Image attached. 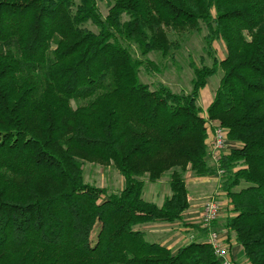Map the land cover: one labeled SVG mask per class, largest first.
I'll return each instance as SVG.
<instances>
[{
  "label": "trees",
  "instance_id": "trees-1",
  "mask_svg": "<svg viewBox=\"0 0 264 264\" xmlns=\"http://www.w3.org/2000/svg\"><path fill=\"white\" fill-rule=\"evenodd\" d=\"M97 1L0 0V264H222L207 229L183 221L187 171H221L211 226L243 264H264V0H110L106 15ZM201 24L211 64L189 62L188 91L141 81V68L160 72L148 54L180 48L169 33ZM216 129L226 148L213 161ZM84 163L112 166L121 187L85 182ZM166 173L170 195L143 199ZM153 223L194 236L173 250L136 228Z\"/></svg>",
  "mask_w": 264,
  "mask_h": 264
},
{
  "label": "rangeland",
  "instance_id": "rangeland-1",
  "mask_svg": "<svg viewBox=\"0 0 264 264\" xmlns=\"http://www.w3.org/2000/svg\"><path fill=\"white\" fill-rule=\"evenodd\" d=\"M97 2L102 15H106L110 0H98ZM206 34L207 30L202 24L200 26V30L193 33H185L179 36L172 32L169 33L172 39L178 40L180 48L174 53L173 59H161L155 53L148 54L147 58L151 59L156 65H158V67L160 68V72L151 71L149 73L141 68L139 71V77L141 81L149 85V87L151 88L155 86L157 81H160L168 85L174 92L188 91L190 88L189 82L192 77L189 62L192 60L197 65H199L201 61L205 64H211V58L206 54L204 50V36ZM212 53L216 57V59H220L225 55V47L222 41H213ZM136 55L140 57L138 52L136 53ZM219 78V72L209 77L206 80L205 87L199 92L197 104L202 112L204 111V108L206 104H208L209 100L213 98V94L218 85ZM208 162L209 164H211L210 160H208ZM183 176L186 183V188L188 190L189 198L192 202V199H197V201L194 202L200 210L202 209V206L204 205L206 200L212 197L219 201L221 208L223 207V205L225 204V199L220 193L219 183L221 181V176L219 174L215 182L211 179L208 181L199 182L201 181V179L194 176V174L190 171L185 172ZM167 177L168 174L166 173L157 182L146 183L143 191V199L153 202L159 206L163 202L164 198L170 195V191L167 185ZM83 178L85 182L93 184L97 187H104L108 191H117L122 184L121 176L112 166H101L98 164L84 163ZM189 182H191L193 185H190ZM220 213L221 216L218 218V220L224 217V209H222ZM187 221L198 223L199 220L198 218H192ZM136 228L145 232V238L147 241H159L161 243H167L169 241L171 242V237L176 230L174 227H170L165 223L140 225ZM192 236H194V231L192 229H188L183 233V237L179 240L176 246H180L190 241ZM231 252L234 254L232 248ZM236 255L237 253L234 254V259H237L236 262L243 263L242 251L239 250L238 256Z\"/></svg>",
  "mask_w": 264,
  "mask_h": 264
},
{
  "label": "built area",
  "instance_id": "built-area-1",
  "mask_svg": "<svg viewBox=\"0 0 264 264\" xmlns=\"http://www.w3.org/2000/svg\"><path fill=\"white\" fill-rule=\"evenodd\" d=\"M212 154L213 161H216L217 154L226 148L224 133L221 129H216L212 134ZM221 171L219 172V174ZM221 205L217 199L208 198L202 206L199 223L207 229L204 241L212 248L214 255L221 261L222 264H243L236 263L231 257L224 243L226 233L223 230L213 228L211 224L219 218ZM225 236V237H224Z\"/></svg>",
  "mask_w": 264,
  "mask_h": 264
},
{
  "label": "crops",
  "instance_id": "crops-1",
  "mask_svg": "<svg viewBox=\"0 0 264 264\" xmlns=\"http://www.w3.org/2000/svg\"><path fill=\"white\" fill-rule=\"evenodd\" d=\"M205 87V86H204ZM203 87V88H204ZM202 88V89H203ZM201 89V90H202ZM200 90V91H201ZM214 95V94H213ZM211 100L212 99H210L209 100V102H208V104H206V106H205V108H204V111L202 112V114L204 115L205 114V111H206V108L208 107V105L210 104V102H211ZM198 178H200V177H198ZM217 178H218V175H214V176H211V177H206V178H200L201 179V181H199V182H203V181H208V180H212V181H216L217 180ZM198 183V182H197ZM196 183V184H197ZM189 184L191 185L192 183L191 182H189ZM193 185V184H192ZM195 195V194H194ZM193 200V202L194 201H197V199H192ZM188 202H189V208L185 211V213H184V216H183V221L184 222H188L187 220H189V219H192V218H198V220H199V218H200V213H201V210L199 209V207L196 205V203L194 202H192L191 201V199L189 198V194H188ZM161 205V204H160ZM178 224H179V226H178ZM168 226H170V227H174L176 230L174 231V234L172 235V239H171V242L169 241V242H167V243H161V244H164V245H166L168 248H170V249H173V250H176V248L178 247V246H176L177 245V243L179 242V240L183 237V233L184 232H186L187 230H188V228H186V227H184L183 225H182V223H175V224H168ZM178 226V227H177ZM156 242H159V241H156ZM232 249H233V251H234V254L235 253H237V255L236 256H238V254H239V250H240V248L238 247V246H233L232 247ZM234 254L230 251V257L234 260V261H237V259L235 260L234 259ZM238 263V262H237Z\"/></svg>",
  "mask_w": 264,
  "mask_h": 264
}]
</instances>
